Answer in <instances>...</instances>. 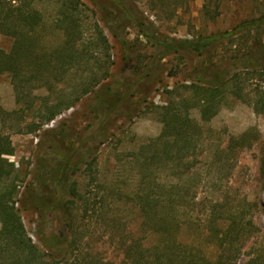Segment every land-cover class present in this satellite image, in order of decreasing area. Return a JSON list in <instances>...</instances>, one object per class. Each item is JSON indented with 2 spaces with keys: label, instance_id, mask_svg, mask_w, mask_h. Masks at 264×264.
<instances>
[{
  "label": "rangeland",
  "instance_id": "374dc122",
  "mask_svg": "<svg viewBox=\"0 0 264 264\" xmlns=\"http://www.w3.org/2000/svg\"><path fill=\"white\" fill-rule=\"evenodd\" d=\"M79 2L80 63L58 57L67 39L58 26L60 1L37 0L43 22L32 36V66L25 64L48 71L37 79L22 73L28 79L19 88L0 73V134L15 149L4 155L14 170L0 188L15 189L28 235L40 247L43 235L55 242L67 235L85 253L128 264V246L152 250L172 240L214 260L229 252L217 237L231 229L228 243L240 249L236 264H246L264 250V113L254 109L252 90L264 73L249 80L243 99L229 83L213 94L203 69L222 73L233 65L218 52L210 66L207 56L166 53L125 20L117 0ZM125 7L161 38L197 40L259 16L264 0H125ZM13 43L0 34V50L10 52ZM211 95L216 113L205 118ZM58 102L72 106L31 131ZM168 105L179 107L190 141L182 159L164 153L150 160L152 153L140 154L143 146L173 140L164 135L160 109ZM139 196L150 197L154 222L145 219ZM69 199L75 203L66 208Z\"/></svg>",
  "mask_w": 264,
  "mask_h": 264
},
{
  "label": "trees",
  "instance_id": "16d2710c",
  "mask_svg": "<svg viewBox=\"0 0 264 264\" xmlns=\"http://www.w3.org/2000/svg\"><path fill=\"white\" fill-rule=\"evenodd\" d=\"M36 1L0 0V34L14 39L10 52L0 50V73H9L16 88L23 86L28 79L26 78L27 74L23 75L22 73L30 72L29 78L37 79L42 75L44 76L45 72L48 71L45 66L44 69L35 70L34 68H26L29 61L28 55L33 49L32 36L43 22V15L33 6ZM59 1L61 7L59 8L58 21L60 23L58 26L65 32L67 39L58 50V57L64 59L63 64L80 63L83 57L80 49L81 43H79L81 40V20L76 16L80 11V2L79 0ZM117 3L125 14V20L130 24H136L142 35L149 40H155L156 44H160L166 49V53L173 52L182 56L191 53L205 58L207 56L208 59H204L203 62L210 66L214 64V60L210 56L218 52L219 60L225 59L231 62L233 65L222 73L213 72L209 67L203 69L202 76L209 84L213 94L216 89L229 83L230 92L237 98L243 99L250 90L249 80L258 75L262 77L264 73V41L262 39L264 35V11L257 17L242 21L231 30L204 36L197 40H169L145 29L141 20L128 13L129 9L125 7V0H117ZM29 65L32 66L30 61ZM233 68L235 70L232 72ZM28 81L30 82V79ZM263 82L252 89L258 97L254 109L259 113H264ZM90 91H92V87L84 89L83 94ZM216 104L214 96L208 97V105L203 110L205 118H210L216 113ZM71 106V103L63 105V103L58 102L54 107H49L45 120L33 127L31 131L37 130L44 122L55 119L59 113ZM178 108L176 105L172 108L169 105L160 108L164 111L162 117L165 124L164 135L167 133L173 136L172 143L161 145L158 138L143 146L140 154H144L146 151L152 153L148 157L150 160H154L164 153L173 154L182 159V153L188 147L190 139L184 130L186 120L178 113ZM14 151L10 138L0 134V182L8 178L14 170V165L4 157V155H12ZM70 190L71 195L77 194L76 183L70 186ZM15 194V189L0 188V264H116L112 261H103L104 259L94 256L90 252L85 253L84 250L78 248L79 239L69 240L68 236L63 234L59 236L58 242H55L50 236L43 235L41 237L43 247L37 245L26 231L19 208L15 207L17 202L14 199ZM149 199V196H139L142 213L150 223L159 216ZM73 203H75V199L67 200L66 208ZM72 220L69 215L64 219L65 223L70 224V226ZM159 228L166 229L168 235L171 231L168 224L160 223ZM230 230L228 229L226 234L223 232V235L217 237L219 245L225 252H229L218 254L214 260L209 259L205 254H201L199 250L193 251L188 245L176 244L175 240L169 244L166 243L165 246H154L152 250L142 247L136 242V245L128 246L124 252L128 258V264H236L240 256V249H233L232 243H228V237L233 235ZM226 244H229V247H225ZM246 264H264V250L248 259Z\"/></svg>",
  "mask_w": 264,
  "mask_h": 264
}]
</instances>
